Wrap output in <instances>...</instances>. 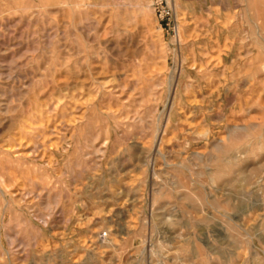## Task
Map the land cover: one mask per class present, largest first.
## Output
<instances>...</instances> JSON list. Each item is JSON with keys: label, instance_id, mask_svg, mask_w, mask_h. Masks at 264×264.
I'll return each mask as SVG.
<instances>
[{"label": "rangeland", "instance_id": "rangeland-1", "mask_svg": "<svg viewBox=\"0 0 264 264\" xmlns=\"http://www.w3.org/2000/svg\"><path fill=\"white\" fill-rule=\"evenodd\" d=\"M0 264H264V0H0Z\"/></svg>", "mask_w": 264, "mask_h": 264}, {"label": "bare ground", "instance_id": "bare-ground-1", "mask_svg": "<svg viewBox=\"0 0 264 264\" xmlns=\"http://www.w3.org/2000/svg\"><path fill=\"white\" fill-rule=\"evenodd\" d=\"M75 6V5H74ZM193 69H195V68H193ZM198 70V69H197ZM179 103H180V101H179ZM180 105V104H179ZM173 107V106H172ZM221 141V140H220ZM222 142V141H221ZM107 144V143H106Z\"/></svg>", "mask_w": 264, "mask_h": 264}, {"label": "built area", "instance_id": "built-area-1", "mask_svg": "<svg viewBox=\"0 0 264 264\" xmlns=\"http://www.w3.org/2000/svg\"><path fill=\"white\" fill-rule=\"evenodd\" d=\"M176 30V29H175Z\"/></svg>", "mask_w": 264, "mask_h": 264}]
</instances>
